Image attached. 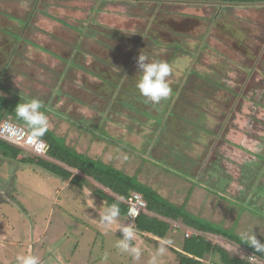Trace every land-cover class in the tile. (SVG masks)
<instances>
[{
  "label": "rangeland",
  "instance_id": "1",
  "mask_svg": "<svg viewBox=\"0 0 264 264\" xmlns=\"http://www.w3.org/2000/svg\"><path fill=\"white\" fill-rule=\"evenodd\" d=\"M150 8L112 1L99 6L97 12L88 4L72 3L47 9L50 16L37 19L29 39L12 36V50L0 36V50L5 48L0 51V85L23 99L41 100L51 134L95 165L137 176L167 201L185 204L187 212L240 238L253 227L256 238L264 242V91L258 89L264 81L252 72L241 92L244 99H235L228 91L238 89L246 76L241 71L248 65L246 57L254 55L264 40L259 27L264 25V7L226 8L219 18L218 8ZM0 11L21 16L14 7L0 5ZM154 11H158L155 19ZM5 19L11 20L9 16ZM150 19L162 30L156 33L160 43L179 41L183 48L170 58L167 82L174 91L184 86L185 99L176 100L174 115L166 114L160 122L163 125L168 120L162 130L155 121L144 119L159 117L171 96L158 104L161 110L147 107L146 113L119 112L113 107L120 104L115 97L107 108L109 95L101 93L102 82L96 77H102L101 73L116 76L136 52L130 44H119L103 34L116 31L138 37ZM10 26L4 24L6 28L0 29L5 34ZM79 28H85L89 37H80L74 30ZM80 38V51L72 54ZM154 53L163 62L169 59L164 46ZM67 61L75 66L69 68ZM212 84L221 88H212ZM0 95L5 94L0 91ZM6 163L0 165V176L17 179L18 205L0 207V237H5L0 239V264H17L16 257L27 254L21 245L31 233L34 240L41 235L42 247L34 249L41 251L44 264H150L161 242L148 241L150 236L136 231L132 243L142 249L140 259L121 253L116 247L122 238L119 228L133 223L119 215L107 228L100 224L108 206L93 195V186H99L92 180L88 179L90 185L78 186L33 166ZM174 238L172 233L167 239ZM207 238L231 255H246L247 259L252 255L221 237ZM174 259L168 251L160 264H177ZM252 263L264 261L257 258Z\"/></svg>",
  "mask_w": 264,
  "mask_h": 264
},
{
  "label": "trees",
  "instance_id": "2",
  "mask_svg": "<svg viewBox=\"0 0 264 264\" xmlns=\"http://www.w3.org/2000/svg\"><path fill=\"white\" fill-rule=\"evenodd\" d=\"M114 1L123 2L124 0ZM241 1L244 2V0ZM101 5L104 6L108 4L102 3L99 6ZM144 8H148V6H144ZM154 8L155 7H152L150 9L153 10ZM95 10L97 9L95 8ZM92 12H94V10H92ZM157 15L158 11H154L152 13L153 19H155ZM47 16L49 17L50 15ZM259 27L264 32V25ZM74 30L80 33V37H89V35H87V33L85 32V28ZM161 31L162 30L160 29V27L156 25L152 19H150L147 28L142 29L140 32H138L140 34L138 37L121 35L116 31H111L106 35L103 34L107 37V39L111 38L113 39V41L119 44H130L131 46H133V48L136 49V52H133V54L128 58L127 63L122 66V68H120L119 73L116 76L111 77L104 73H101L102 77L96 76L102 82L101 86L98 87L100 88L101 93L104 92L106 96L109 95V98L105 100L107 108H109L110 101L114 100L113 98L115 97L116 101H118L120 104L117 105L115 103L113 107L119 112L126 110L129 111L130 114H137L140 112L146 113L147 110L145 108L147 107L154 108L155 111L161 110L159 105L146 103L145 98H143L139 94L135 86L140 78V73L138 72L137 68V59L140 54L148 58L147 62L162 61L154 55V49L159 46H164L167 48L168 52H170V54L168 53L169 59L165 61L169 64L170 58L173 59L175 55L183 49L179 41H173L164 45L160 43L157 39L156 33H162ZM3 40L9 42L8 44L11 48L10 50H12V41L15 42V40L10 38ZM80 40L81 38L72 49V54H76V52L80 51ZM100 44L103 45L104 48H109L108 45H105L101 41ZM17 47L19 48V46ZM1 50L5 51V48ZM246 59L248 61V65L246 68H242L241 70L245 73V78L239 83L238 89H228V91L234 96L235 99H238V97L244 99V95L241 92L243 87L249 84L248 79L252 72H257L260 75L261 79L264 81V40H260L257 50L255 49V54L252 56L248 55ZM98 61L107 64L105 60ZM68 63L70 64L69 68H73L75 66L73 61ZM66 71L67 70L65 69L63 73L59 75V78H61ZM91 74L94 75L93 72ZM189 74L191 76H198L195 72H189ZM204 79V83H206L208 86L211 85L208 79ZM193 86H195V84L192 85V87ZM111 87H113L114 90ZM212 88L221 87L216 84H212ZM258 89L264 91V86L259 85ZM182 90H185L184 86L182 85L178 88V90H172L170 101L168 102L167 107L163 110V112L161 111V115L159 117L151 115L152 118L149 117L150 119L140 118V123H142L143 125L145 124L141 119H144V121L153 120L155 121L158 129H165L164 127L167 126L168 120L163 125L160 122L164 121V117L166 114L171 113L174 115V113L172 112V106L176 103V100L181 99L183 101L185 99L184 95L182 94ZM0 91L5 94L4 96L0 95V123L5 120H10L16 125L25 127L30 133V130L25 126V124L16 118L14 111L15 107L19 103H24L27 100H30V98L23 99L21 96H18L14 92H12L9 87H6L4 85H0ZM116 91L119 92L116 93ZM51 99L52 98L46 101V105L48 107ZM122 104L125 106H122ZM42 111H44V108L42 109ZM148 113L151 114L149 111ZM159 124H161V126H159ZM51 133L52 132L47 130V132L41 138V140L48 145L46 157L51 161L39 157H25L20 149L12 147L1 140L0 155L4 159L10 160L17 164L24 166H33L35 168L42 169L51 176H54L63 182H69L70 184L80 186L84 183L88 184L87 179L92 180L99 186V188H92L94 196L99 201L104 202L108 207L113 204L118 205L120 209V216L122 217H126L128 210L124 201H126L133 193L139 194L146 204V213L140 214L138 218L134 220L132 227L140 235H144L145 237L150 236L151 239L147 237L148 241H152L153 243L157 242L154 241L153 238L162 241L163 239H167L168 236L173 233L176 238H174V241L172 240L173 247L169 249V252L173 255V257L175 258L174 262H176L177 264H253L248 261L246 255L244 257L234 256L222 247L213 244L207 238V235L221 237L222 239H225L228 242L245 249V251L256 256L258 259L264 260V255L255 252L244 242L242 238L237 236L235 233L230 232V230L223 229L222 227H218L215 224L192 215L191 213L186 211L185 204L178 206L170 201H167L151 187H148L141 183L138 180L137 176H130L111 166H104L102 168L95 165L92 160L81 156L72 148L66 146L63 142L58 140ZM262 159L264 160V158ZM74 172L78 173V175L80 176L75 175ZM190 180L193 182V179ZM194 185L197 184L194 183ZM106 191L109 194H107ZM182 227L186 228L190 232L187 233L186 230L182 229ZM212 258H216L218 261L209 262L208 260ZM207 261L208 263H206Z\"/></svg>",
  "mask_w": 264,
  "mask_h": 264
},
{
  "label": "clouds",
  "instance_id": "3",
  "mask_svg": "<svg viewBox=\"0 0 264 264\" xmlns=\"http://www.w3.org/2000/svg\"><path fill=\"white\" fill-rule=\"evenodd\" d=\"M147 59L144 55L140 54L138 56L137 68L140 78L135 86L139 94L145 98L146 103L158 105L172 94V89L167 82V78L171 74V67L167 62H147ZM43 108L44 104L41 100L32 98L24 103H19L14 109L16 118L22 121L30 130L29 143L39 142L41 147L43 146L41 138L47 132L49 124L48 117L42 111ZM119 215L118 205L113 204L106 209L105 213L99 218V222L107 228L116 222ZM119 231L122 238L117 239L116 247L121 253H127L137 260L140 259L143 254L142 249L132 243L136 238V230L130 226H122ZM242 239L255 252L264 255V242L256 238L253 227L243 234ZM172 245L173 241L163 239L160 246L154 250L150 264H160ZM16 261L17 264H40L39 259L31 254L18 255Z\"/></svg>",
  "mask_w": 264,
  "mask_h": 264
},
{
  "label": "flooded vegetation",
  "instance_id": "4",
  "mask_svg": "<svg viewBox=\"0 0 264 264\" xmlns=\"http://www.w3.org/2000/svg\"><path fill=\"white\" fill-rule=\"evenodd\" d=\"M114 0H0V5L4 7H14L20 9L21 16L11 14V12L0 11V26L4 27V24L12 23V26L8 27L4 32L0 29L1 39L21 38L29 39L31 30L34 29L35 23L38 18H46L49 12L47 9L51 7L65 6L66 3H72L73 5H86L89 7L98 8L102 3L109 4ZM123 2H131L142 6L148 7H163V6H176L184 5L190 7H202V8H218L216 16H221V10L226 8H259L264 7V0H124ZM22 9V10H21ZM97 12V10H95ZM5 16H9L11 20L18 18L21 23L16 20L9 21L5 19ZM4 21V22H3Z\"/></svg>",
  "mask_w": 264,
  "mask_h": 264
},
{
  "label": "built area",
  "instance_id": "5",
  "mask_svg": "<svg viewBox=\"0 0 264 264\" xmlns=\"http://www.w3.org/2000/svg\"><path fill=\"white\" fill-rule=\"evenodd\" d=\"M30 133L25 127L16 125L10 120H5L0 123V140L8 145L20 149L23 153L30 155L31 157L45 158L48 145L43 141L41 147L39 142L29 143ZM127 206L126 218L130 223H133L135 219L142 213H146V204L139 194L133 193L130 197L124 201ZM255 257L249 256V262H255Z\"/></svg>",
  "mask_w": 264,
  "mask_h": 264
},
{
  "label": "crops",
  "instance_id": "6",
  "mask_svg": "<svg viewBox=\"0 0 264 264\" xmlns=\"http://www.w3.org/2000/svg\"><path fill=\"white\" fill-rule=\"evenodd\" d=\"M6 162H11L12 164H16L17 166H19V164H17V163H15V162H12V161H10V160H7V159H4L1 155H0V165H2V163L3 164H7ZM22 166H24V165H22ZM79 176V175H78ZM15 180H12L11 181V178L10 177H7V178H5L4 176H0V207L2 208V206H4V205H8V206H10V207H14V206H17L18 204H17V201H16V199H17V196H18V192H16V186H15V184H16V181H17V179L16 178H14ZM87 182H88V184H89V181H88V179H87ZM96 184V183H95ZM90 185V184H89ZM98 186V185H97ZM93 187H95V186H93ZM95 188H98V187H95ZM92 193H93V191H92ZM94 195V194H93ZM96 198V197H95ZM97 199V198H96ZM1 214H4V212L3 213H1ZM6 215V214H5ZM7 216V215H6ZM5 218H8V217H5ZM130 223V222H129ZM32 228H31V230L30 231H33V226H31ZM182 229L183 230H186V232L187 233H189L190 231L189 230H187L186 228H184V227H182ZM8 230H11L10 228H8ZM29 230V229H28ZM138 233V232H137ZM139 234V233H138ZM39 236L36 238V240H34V238H33V234L31 233V238L30 239H28V237H27V239H26V241H25V243H23L22 245H21V247H23V245H24V248H26L25 250H26V252H27V254H31V255H34V256H36L37 255V258L39 259V261H40V264H44V260L41 258V251H38V252H36L35 251V249L34 248H36V247H42V246H40L41 245V243L43 242L42 241V239L39 241V239H40V234H38ZM144 236V235H143ZM1 238H5L4 236H1L0 237V239ZM156 239V238H155ZM157 241H159V242H161L159 239H157ZM12 244V243H11ZM14 245H12V247H13ZM173 247V246H172ZM223 248V247H222ZM41 249V248H40ZM224 249V248H223ZM225 250H227V249H225ZM35 251V252H34ZM228 251V250H227ZM252 256V255H251ZM241 257V256H240ZM255 257V256H254ZM256 258V257H255ZM257 259V258H256ZM261 260V259H260ZM261 261H264V260H261ZM214 262H216V259H215V261Z\"/></svg>",
  "mask_w": 264,
  "mask_h": 264
}]
</instances>
